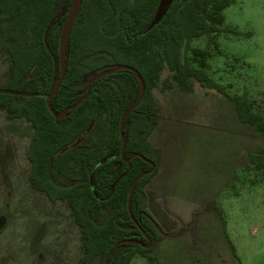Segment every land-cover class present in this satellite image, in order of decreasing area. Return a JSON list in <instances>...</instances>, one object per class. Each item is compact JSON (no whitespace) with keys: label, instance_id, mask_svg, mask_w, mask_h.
<instances>
[{"label":"trees","instance_id":"obj_1","mask_svg":"<svg viewBox=\"0 0 264 264\" xmlns=\"http://www.w3.org/2000/svg\"><path fill=\"white\" fill-rule=\"evenodd\" d=\"M233 2L174 0L161 21L146 31L159 0H81L67 44L65 77L52 108L62 114L76 103L95 72L116 64L136 68L145 92L125 120L124 157L138 152L158 166L162 150L150 141L159 121L154 89L167 68L185 90L198 81L226 94L240 120L264 136V115L251 110L244 94L224 91L206 69L213 53L192 46L203 36L216 44L225 30L223 10ZM71 4L72 0H0V55L9 63L0 109L10 119L23 118L30 124L31 185L49 201H61L70 209L79 231L78 264H103L107 252L122 239H137L142 245L121 244L107 264H130L136 255L163 264L150 253L164 235L147 209L145 190L156 170L138 181L131 198L132 214L152 240L150 248L144 246L147 238L127 209L133 179L150 168L140 157L126 162L120 155L119 122L139 94L136 75L123 69L95 80L88 97L64 118H56L47 105L60 72L59 40ZM92 121L90 131L74 144ZM249 159L264 175V150ZM44 231L42 226L36 230L35 243Z\"/></svg>","mask_w":264,"mask_h":264},{"label":"rangeland","instance_id":"obj_2","mask_svg":"<svg viewBox=\"0 0 264 264\" xmlns=\"http://www.w3.org/2000/svg\"><path fill=\"white\" fill-rule=\"evenodd\" d=\"M223 14L216 44L203 36L192 46L213 53L206 69L224 91L244 94L264 115V0H234ZM8 71L0 55V88ZM154 95L160 118L150 140L164 155L147 189L166 238L150 253L163 264H264V175L249 159L264 150V136L240 120L226 94L198 81L185 90L167 68ZM31 134L25 119L0 109V264H77L79 231L68 206L45 200L39 208L30 187ZM130 264L158 262L136 255Z\"/></svg>","mask_w":264,"mask_h":264},{"label":"water","instance_id":"obj_3","mask_svg":"<svg viewBox=\"0 0 264 264\" xmlns=\"http://www.w3.org/2000/svg\"><path fill=\"white\" fill-rule=\"evenodd\" d=\"M174 0H159V3H158V6H157V9L155 11V14H154V17L152 18L149 26L147 27L146 31L151 29L154 25H156L158 22L161 21V19L165 16V14L167 13L170 5L173 3ZM80 5H81V0H72V4H71V7L68 11V14L65 18V21H64V24H63V27H62V31H61V34H60V40H59V69H60V72H59V76L58 78L56 79V82L55 84L53 85L48 97H47V105L51 111V113H53V115L56 117V118H64L66 115H67V111L69 110H73L75 109L84 99H86L90 93V89H91V84L105 76V75H108L110 73H113L115 71H118V70H130L132 71L138 81H139V94L136 98V100L132 103H130L126 109L123 111L121 117H120V122H119V133H120V140H121V146H120V155L122 157V159L124 161H129L131 160L133 157L137 156V157H140L142 158L144 161H147L149 164H150V168L140 174H138L132 181V184H131V187H130V190H129V193H128V197H127V208H128V212H129V215L131 217V219L138 225V222L136 221V219L134 218L133 214H132V211H131V198H132V194L135 190V187L138 183V181L145 175L147 174H150L154 168H155V163L149 159H147L145 156H143L142 154L138 153V152H135L133 153L130 157L128 158H125L124 157V151H125V144H126V137H125V134H124V125H125V120L127 118V116L133 111V109L141 102L142 98H143V95H144V92H145V84H144V80L140 74V72L130 66V65H124V64H116L110 68H107V69H104L100 72H95L93 74H91L87 84H86V89H85V93L82 95V97L74 104L70 105L67 107V109L62 113V114H58L53 108H52V105H51V100L53 98V96L55 95V93L57 92L58 88L60 87L64 77H65V73H66V55H67V44H68V41H69V37H70V33H71V30H72V27H73V23L75 21V18H76V15L79 11V8H80ZM93 125V121L89 124V126L87 127V129L85 130V133L82 134L75 142L74 144L80 142L84 136L90 131L91 127ZM3 222V219L0 218V225L2 224ZM139 226V225H138ZM139 228L141 229L142 233L144 234V236L147 238V243L144 245L146 248H149L151 246V239L149 238V236L147 235L146 232H144V230H142V228L139 226ZM124 243H131V244H141L142 243L137 240V239H122V240H119L117 241L113 247L107 252L105 258H104V261H103V264H107L108 261H109V258L111 257V255L120 247L121 244H124Z\"/></svg>","mask_w":264,"mask_h":264},{"label":"flooded vegetation","instance_id":"obj_4","mask_svg":"<svg viewBox=\"0 0 264 264\" xmlns=\"http://www.w3.org/2000/svg\"><path fill=\"white\" fill-rule=\"evenodd\" d=\"M237 113V112H236ZM158 114H159V112H158ZM238 115V114H237ZM8 116V115H7ZM9 118V117H8ZM159 118H160V116H159ZM10 119V118H9ZM17 119V118H16ZM158 124H159V121H158ZM30 125V124H29ZM31 127V126H30ZM158 127V126H157ZM157 127H156V129H157ZM155 129V130H156ZM154 130V131H155ZM153 131V132H154ZM153 132H152V134H153ZM151 134V135H152ZM32 135V134H31ZM150 139H151V137H150ZM30 141H31V138H30ZM151 141V140H150ZM152 143V142H151ZM30 144V143H29ZM152 144H154V143H152ZM156 147H159L161 150H162V154H161V159L163 158V155H164V149H162L160 146H158V145H156V144H154ZM28 148H29V145H28ZM27 151H28V149H27ZM27 159H28V157H27ZM161 159H160V161H159V164H158V166H156V164H155V168H154V170L153 171H157V169L159 168V165H160V162H161ZM150 160V159H149ZM28 161L30 162V160L28 159ZM150 165V164H149ZM30 171H31V162H30V170H29V174H28V181H29V184H30V187L32 188V190H33V192L35 193V194H38V196H39V198H41V199H43V202L45 201V200H48L47 199V197H46V195L44 194V193H40V192H38V191H36L35 190V188L31 185V182H30ZM152 171V172H153ZM156 171H155V173H156ZM151 172V173H152ZM154 173V174H155ZM154 176V175H153ZM152 176V177H153ZM152 177H151V179L146 183V186H145V190H147V187H148V184L150 183V181L152 180ZM147 193V192H146ZM41 199H39V200H41ZM49 201V200H48ZM39 202V201H38ZM51 202V201H50ZM55 202H61V201H55ZM63 203V202H62ZM39 208H42V206L40 205V203H39ZM128 209V208H127ZM147 209L149 210V212H150V214L153 216V218H154V220L157 222V224H158V226L160 227V229L162 230V232H163V235H164V237H163V239H161V240H165V238H166V236H165V234H164V231H163V229H164V227H163V225L161 224V222H160V220L157 218V214L155 215L153 212H152V210L150 209V207L148 206V198H147ZM42 210V209H41ZM69 212H70V209H69ZM198 215V214H197ZM197 215H195V216H197ZM0 218H2L3 219V222H2V224L0 225V232L3 230V228L5 227V225H6V220L3 218V217H1L0 216ZM194 219V218H193ZM200 219V218H199ZM193 221V223L194 222H196L197 221V223H198V219L196 220V219H194V220H192ZM74 222V221H73ZM189 223H191V221L189 222ZM75 224V223H74ZM76 225V224H75ZM42 226V228H44L45 229V231H46V227H47V223L46 222H42V223H40L39 224V226L37 227V229L36 230H38V228L39 227H41ZM195 224H193L192 226H190V228H188L190 231H191V234H193L195 231H193L194 229H195ZM77 227V226H76ZM45 231H44V233H45ZM35 233H36V231H35ZM35 235V234H34ZM34 235H33V237H32V241L34 242L35 240H34ZM44 235V234H43ZM42 235V236H43ZM148 235V234H147ZM181 235H179L178 237H180ZM42 238V237H41ZM41 238H40V240H41ZM150 238V237H149ZM181 238V237H180ZM40 240L38 241V243L40 242ZM160 240V241H161ZM79 241H80V238H79ZM152 241V240H151ZM160 241H158V242H156V244L154 245V247H153V249H155V247L156 246H158L159 244H160ZM151 245H152V243H151ZM151 247V246H150ZM149 247V248H150ZM152 249V250H153ZM79 256H80V254H79ZM79 259V258H78ZM77 264H78V261H77Z\"/></svg>","mask_w":264,"mask_h":264},{"label":"crops","instance_id":"obj_5","mask_svg":"<svg viewBox=\"0 0 264 264\" xmlns=\"http://www.w3.org/2000/svg\"><path fill=\"white\" fill-rule=\"evenodd\" d=\"M152 182H153V179L150 181V184H152ZM146 192H147V198H148V206L150 207L151 210L156 209L157 207H155V205L152 204L153 203V195H149L148 189L146 190ZM152 212H153V210H152Z\"/></svg>","mask_w":264,"mask_h":264}]
</instances>
